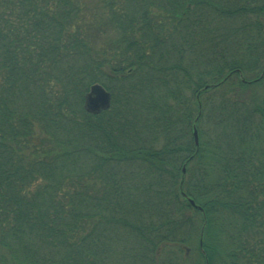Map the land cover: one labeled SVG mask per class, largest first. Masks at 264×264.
<instances>
[{"label":"trees","instance_id":"1","mask_svg":"<svg viewBox=\"0 0 264 264\" xmlns=\"http://www.w3.org/2000/svg\"><path fill=\"white\" fill-rule=\"evenodd\" d=\"M195 246L264 264V0H0V264Z\"/></svg>","mask_w":264,"mask_h":264},{"label":"water","instance_id":"2","mask_svg":"<svg viewBox=\"0 0 264 264\" xmlns=\"http://www.w3.org/2000/svg\"><path fill=\"white\" fill-rule=\"evenodd\" d=\"M111 102H112L111 92L100 83H94L85 97L86 109L91 112H99L102 109H107L110 107ZM194 138H195V143L198 145L199 131L196 124L194 125ZM183 194L184 196H187L185 192ZM189 200L193 205L197 206L199 209H202L200 205L196 204L193 198L189 197Z\"/></svg>","mask_w":264,"mask_h":264},{"label":"rangeland","instance_id":"3","mask_svg":"<svg viewBox=\"0 0 264 264\" xmlns=\"http://www.w3.org/2000/svg\"><path fill=\"white\" fill-rule=\"evenodd\" d=\"M191 58H193V56H188V60H190ZM195 245H198V236L195 235ZM193 246V245H192ZM173 248H177V247H173ZM1 251H4V249L2 248ZM177 250H175L176 252ZM6 254L8 253L7 250H5ZM178 252V251H177ZM3 254L2 252H0V255ZM172 254V257H174L175 255H178V254H173V253H170L169 255ZM179 258L181 259L180 263L181 264H199L200 263V257H199V252H198V249H197V246H195L193 249H188V252L187 250H182V251H179ZM199 262V263H198ZM113 264V263H112Z\"/></svg>","mask_w":264,"mask_h":264}]
</instances>
